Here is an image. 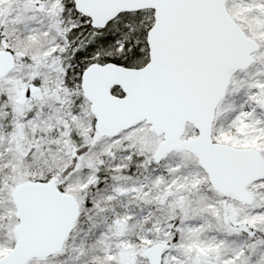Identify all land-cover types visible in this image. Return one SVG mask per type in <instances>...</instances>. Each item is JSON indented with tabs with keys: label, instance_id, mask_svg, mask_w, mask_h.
<instances>
[{
	"label": "snow or ice",
	"instance_id": "6c2138e0",
	"mask_svg": "<svg viewBox=\"0 0 264 264\" xmlns=\"http://www.w3.org/2000/svg\"><path fill=\"white\" fill-rule=\"evenodd\" d=\"M0 264H264V0H0Z\"/></svg>",
	"mask_w": 264,
	"mask_h": 264
}]
</instances>
